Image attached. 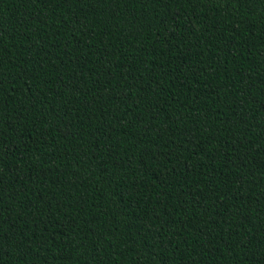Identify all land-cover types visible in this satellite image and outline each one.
<instances>
[{"label": "trees", "instance_id": "16d2710c", "mask_svg": "<svg viewBox=\"0 0 264 264\" xmlns=\"http://www.w3.org/2000/svg\"><path fill=\"white\" fill-rule=\"evenodd\" d=\"M0 264H264V0H0Z\"/></svg>", "mask_w": 264, "mask_h": 264}]
</instances>
